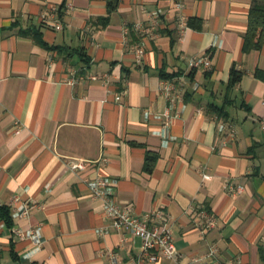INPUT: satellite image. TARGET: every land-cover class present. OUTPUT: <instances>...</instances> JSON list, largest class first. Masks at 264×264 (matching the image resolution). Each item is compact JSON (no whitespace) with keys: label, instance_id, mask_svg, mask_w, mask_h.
Instances as JSON below:
<instances>
[{"label":"crops","instance_id":"crops-1","mask_svg":"<svg viewBox=\"0 0 264 264\" xmlns=\"http://www.w3.org/2000/svg\"><path fill=\"white\" fill-rule=\"evenodd\" d=\"M177 2L188 21L182 42ZM252 8L0 0V208L13 198L39 205L29 218L9 209L10 226L0 216V264H21L28 243L13 229L31 226L43 242L33 264H264V43L244 50ZM152 15L160 25L137 60L133 28ZM202 55L212 69H190ZM234 70L241 77L231 84ZM173 75L182 99L171 108L160 84ZM80 160L86 169L71 170ZM98 177L116 180L117 201L137 216L162 211L179 263L149 262L127 230L99 235L109 220L88 186ZM201 208L217 217L214 228L203 227Z\"/></svg>","mask_w":264,"mask_h":264},{"label":"built area","instance_id":"built-area-1","mask_svg":"<svg viewBox=\"0 0 264 264\" xmlns=\"http://www.w3.org/2000/svg\"><path fill=\"white\" fill-rule=\"evenodd\" d=\"M176 9L179 12L176 29L179 35V41L184 40L185 32L188 29V21L183 14L184 4L182 2L176 3ZM42 20H46V14L41 16ZM160 25L159 15H152L146 23L138 22L134 25V31L139 36L138 41L132 46V52L137 60H142L146 53V41L154 39L156 30ZM55 28L62 29V25L56 22ZM128 35V31L126 32ZM188 67L190 69H201L203 71H210L212 63L208 55L197 56L189 59ZM87 78H95L94 76L80 77L69 79V83L74 84L84 81ZM107 78V75L105 76ZM181 77H173L171 79H163L160 84V91L164 97L169 101L170 107L174 108L177 105V100H181V93L177 84L181 83ZM15 129L18 133L21 130L20 121H15ZM220 129L226 127L225 123L219 122ZM261 127L264 131V122ZM234 137V130H232ZM88 163L85 161H74L69 163V167L73 171H81L86 169ZM203 179L211 176L204 173ZM88 186L92 196L102 202L103 212L109 220V224L104 228L98 230L99 235L108 234L111 231L121 232L129 231L132 235L139 237L142 240L143 252L145 257L151 263H155L161 258L169 259L179 263V253L174 244V238L171 225L167 222L166 217L162 211L158 210L144 216H137L130 206H123L117 201V182L114 179L106 177H98L88 181ZM230 189V186H227ZM234 193L243 191V187H237ZM14 218H29L34 209L38 208L37 201L31 200L29 202H21L19 198H13L9 205ZM198 219L205 229H212L217 224V217L205 208L198 211ZM14 238L28 243L24 250L21 264H33L34 256L43 248L41 240V227L31 226L27 230L20 227L13 229ZM110 264H118L116 256H112ZM191 264V263H186ZM207 264V263H204Z\"/></svg>","mask_w":264,"mask_h":264},{"label":"trees","instance_id":"trees-1","mask_svg":"<svg viewBox=\"0 0 264 264\" xmlns=\"http://www.w3.org/2000/svg\"><path fill=\"white\" fill-rule=\"evenodd\" d=\"M118 0H108V7L110 11L116 8ZM264 43V0H253V8L249 14V27L245 36L244 50L260 49ZM53 51H56L53 49ZM85 57V55H84ZM86 58H84L85 60ZM176 75L170 76L169 79ZM241 77L240 72L233 71L231 84L239 81ZM221 110L216 109V114L223 116ZM0 216L8 223L10 221V210L6 207L0 208Z\"/></svg>","mask_w":264,"mask_h":264}]
</instances>
